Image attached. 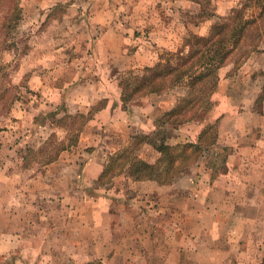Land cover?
Wrapping results in <instances>:
<instances>
[{
  "label": "rangeland",
  "instance_id": "374dc122",
  "mask_svg": "<svg viewBox=\"0 0 264 264\" xmlns=\"http://www.w3.org/2000/svg\"><path fill=\"white\" fill-rule=\"evenodd\" d=\"M244 1L18 0L21 12L13 31L14 46L0 50V62L7 64L2 68L20 91L15 104L0 115V247L13 232L30 235L34 228L36 233L31 234L36 236L51 233L43 222L57 217L68 222V237L63 257L46 260L42 244L28 237L0 253V264H159L161 252H165L161 264H264V35L248 54H234L218 70L216 88L191 121L168 128L167 141L172 144L196 142L207 125L213 126L216 141L208 152L199 153L173 186L172 191H185L180 198L165 187L150 194L135 190L128 178L131 166L120 167L123 159L114 154L132 148L133 136L151 133L153 121L186 94L183 85L128 101L150 97L148 103L164 110L146 124L142 112L134 111L124 145L110 140L111 133L103 134L107 137L101 147L80 139L94 130L90 118L112 96H120V79L141 75L158 62L175 64L178 52L189 49L187 38L206 35L215 21ZM93 94L112 96L94 102L88 114L81 112ZM133 155L151 165L159 154L144 144ZM92 157L113 170L98 182L87 174L77 177L82 163ZM52 158L59 163L48 167ZM230 168L237 175L231 196L250 203L232 210L224 208L227 201L222 195L210 192H223L221 186L229 181L221 173ZM40 170L48 176L35 182L32 175ZM248 170L252 184L263 180L259 192L256 186L239 185L237 178L248 181L239 172L244 176ZM61 189L73 191L69 192L73 207L69 203L68 209H51L60 203ZM99 194L120 200L121 208L128 202L129 210H122L117 226H109L107 214H100L104 206L92 208ZM211 199L223 205L209 216L203 208ZM112 229L117 248L108 256L106 250L94 248L92 240L107 244ZM240 237L244 240L238 244L235 239Z\"/></svg>",
  "mask_w": 264,
  "mask_h": 264
},
{
  "label": "trees",
  "instance_id": "16d2710c",
  "mask_svg": "<svg viewBox=\"0 0 264 264\" xmlns=\"http://www.w3.org/2000/svg\"><path fill=\"white\" fill-rule=\"evenodd\" d=\"M20 12L18 0H0V50H8L14 46L13 31ZM263 35L264 0H245L228 16L220 17L215 21L206 35H193L187 38L184 43L189 45V49L187 52H178L175 64L158 62L153 66L145 67L141 75L128 76L124 81L120 79L119 97L123 103L137 96L159 93L165 88L177 85H183L187 90L186 94L176 100L172 108L153 121L151 133L133 136L132 148L113 153L116 157L120 154L123 159L120 167L125 163L131 166L134 180H152L160 185H175L199 153L208 152L209 146L216 141L212 138V125L204 127L196 142L176 144L167 141L168 128L191 121L203 106L206 97L216 88L218 70L234 54L238 52L248 54ZM5 65L7 64L0 62V115L11 108L20 96L18 87L12 84L8 79L7 71L2 68ZM85 118L87 120L89 116ZM205 134L208 137H205ZM144 144L159 154L151 165L138 161L137 156L133 155L134 150ZM53 160V158L49 159L47 163ZM116 160L117 158L111 159L112 165ZM205 167L208 165L205 164ZM111 170L105 165L101 177ZM194 181L192 177L191 182ZM174 194L180 198L185 191L177 188Z\"/></svg>",
  "mask_w": 264,
  "mask_h": 264
},
{
  "label": "crops",
  "instance_id": "0c3cea01",
  "mask_svg": "<svg viewBox=\"0 0 264 264\" xmlns=\"http://www.w3.org/2000/svg\"><path fill=\"white\" fill-rule=\"evenodd\" d=\"M218 12L224 13L221 9H219ZM107 96H109V95H107V94L106 95H104V94H102V95H97V94L91 95V97H90L91 100H90L88 107L85 109V111H82L83 109H81V112L87 113L89 110V106L93 105L94 102H97L101 98H107L108 99ZM110 96H112V95H110ZM110 96H109V99H111ZM149 99H150V97H145V98H141V99L136 100V101L128 102L126 104L120 100L119 96L118 97L112 96L111 101H107V104L104 107L100 108V110H98V112H96V114L94 115L93 118H90L88 124H92V126H94V130H92L90 132L88 131L87 133H85V136H83V134H82L80 139L87 141L93 147H101L103 144H105V139H104L105 135L103 136V134L106 133V135H108V133H111L112 137L110 140H112L116 143L122 142V144L124 145L125 143L128 142V137H129L131 128L133 126L131 123L130 116L132 115V113L134 111H137L139 109V112H142L141 113L142 121L144 122V124H146V122H148L152 118L155 119L164 110V109L160 110V107L158 104H154L151 102L148 103ZM143 122L141 125L142 127H144ZM109 143L112 144L113 142L112 143L109 142ZM230 158H232V157H230ZM238 159H239V157H238ZM228 160H230V159L228 158ZM57 163H59V160H54L53 162H50L48 167H51ZM81 166H82V173H80L78 171L77 177L80 176V178H83V175L87 174V178L88 179L91 178V181H94V182H96V181L98 182V178H101V175H102L103 170L105 168L104 162L102 160H100V158H97V157L96 158H93V157L89 158L88 160L84 161ZM232 168L228 169L226 172L224 171L221 173V175H223L222 178L224 180L229 181L228 184L221 186L223 188V192L220 191L219 189L210 190V192L212 194L222 195L224 200L227 201V204L223 203L224 208H226V209L228 208L231 210L237 208L238 205L240 206V204H246V205L250 204L249 202L244 201L240 196H238L236 198H233L231 196L232 187L234 186L232 181H234L237 177L236 173L234 172V170ZM46 172H48V171H46ZM248 173H249V170L246 172V174L244 176H241L240 172H239L240 178H244V180H248L245 183L243 180L237 178L239 185L243 186L244 188L249 187V186H252V188H253V186L254 187L256 186L257 191L259 192V190L262 186L263 180H261L260 182L259 181H255V182L253 181V184H252V180L254 177H252V175L248 174ZM47 174L48 173H44L43 170H40L38 172H35L32 175V180H34L35 182H39L43 178L45 179L48 176ZM254 174H256V173H254ZM258 174L261 175V171H258ZM259 175L256 174L255 177L257 178ZM128 178L136 186L135 190L140 189V190H142V192L149 193V194L153 193L154 191L156 192V190H158L159 187L160 188H164V187L168 188V189H170L171 193H174V191H172V189L174 190L175 187H173V186H175L177 184L176 183L173 186H167V185H162V184L160 185L157 182L152 181V180L138 181V180H134L133 177L132 178L128 177ZM259 178H260V176H259ZM180 180H181V178L178 179V182ZM93 185L96 186V184H93ZM147 186L149 188L148 190L141 189V188L147 187ZM43 188L47 189L48 188L47 184H45V186ZM69 192L72 193L73 191L70 189H68V191L61 189L60 193H59L60 197L58 198V200H60V203H57L55 206L53 204V206H49V207H51V209H53V208L68 209L69 203L71 204V207H73V203L70 201V198H73V196H69V195H71V194H69ZM139 192H141V191H139ZM138 195H140V194H138ZM143 195H147V194H143ZM93 199L94 200L92 201V204L94 205V207H92V208H98V206H101L100 208H103L102 206H104V209H102L100 214H102L103 217L105 216V214H107V217H108L107 222L110 224L109 226H115V225L117 226V222H120V220H121L120 215H121L122 210H125V211L129 210L128 202H126L124 204L125 205L124 208H121L123 206L118 204V203H120V200L117 201L116 198H114V197L110 198V196H106V194H99L98 196H95ZM219 200L220 199H218V201ZM50 201H51V203H53V198ZM209 201L210 202L206 203V206L203 208V210H205L207 215L210 216L211 213H214L215 211H220V207L223 204H220L221 203L220 201L215 204L212 199ZM179 204L181 205V202H179ZM30 206L33 207V204L30 203ZM77 206H75V207H77ZM244 207H246V206H244ZM103 211H105V212H103ZM216 219H221V218L216 217ZM29 220L32 223H28V225H32L34 223V220L32 218H30ZM46 220L47 221L43 222V227L46 228V230H47L46 232H51V233H49V234L45 233L43 236H36L35 234H31V233H34L36 231V230L34 231V228L32 229V231L30 230V235L29 234L28 235H21V234H18L16 232H13L12 234H10L9 237L6 236L5 239H3L1 241L3 245L0 247V253L3 254L5 251L10 250L11 248L13 249L14 247L20 245V243L22 241L26 242L27 239L29 240L28 237H30V240L33 239V241L40 243V245L42 244L43 249H45L44 250L45 253H43V254H45L44 257L46 258V260H47V258H49V256L52 257V255H58L60 257H63L64 255L61 252H62L63 243L66 241V239L68 237V222L65 219L61 220V217L52 218L51 221L49 219H46ZM231 228L233 229V226ZM146 229L148 230L149 228L146 227ZM52 231H55V232H52ZM112 232H114L113 229L111 230L110 239L108 240L107 244L105 242L101 243L99 240H97L95 238L92 240L93 247L96 248L97 250H101V249L106 250V254L108 256L112 255V253H115V250L117 248L116 246H117L118 240L116 241L115 238H113ZM34 235H35V237H34ZM220 239H222V238L220 237ZM10 240H12V241H10ZM235 240L239 244L240 241L244 240V237H240V238L235 239ZM177 242L178 241H176V244H177L176 248L180 249V245ZM104 244H106V246H103ZM39 248H41V247H39ZM33 249L32 250L34 252H38V250H39V249L36 250L35 248H33ZM162 249H164V246ZM56 250H58V253H55ZM239 250L243 251L241 246H240ZM161 254L163 257L165 256V252H161ZM84 255L87 256V254H84ZM92 255L95 256L96 254L93 253ZM88 256H89V254H88ZM96 256H100V254H97ZM163 257L157 258V261L159 264L162 263ZM37 264H39V263H37ZM45 264H47V263H45Z\"/></svg>",
  "mask_w": 264,
  "mask_h": 264
}]
</instances>
